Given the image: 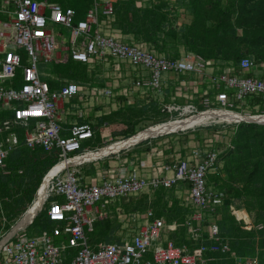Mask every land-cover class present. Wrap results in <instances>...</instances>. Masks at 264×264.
Wrapping results in <instances>:
<instances>
[{
	"label": "built area",
	"instance_id": "obj_1",
	"mask_svg": "<svg viewBox=\"0 0 264 264\" xmlns=\"http://www.w3.org/2000/svg\"><path fill=\"white\" fill-rule=\"evenodd\" d=\"M116 1L120 0H92L85 16L75 21L70 7L49 0H0V170L19 144L13 132L17 127L26 130V147L56 151L57 156L26 210L0 232V264H218L213 255L229 253L219 237V216H213L223 194L208 186L207 176L214 172L218 156L226 148L223 144L230 147L237 125L264 116V78L255 77L259 65L249 58L237 65L220 64L184 50L178 58H169L144 43H126L112 28ZM61 28L70 31L67 40L55 38L54 31ZM70 61L85 66L88 76L96 67H108V71L102 69L106 82L97 85L95 74L92 82L65 80L59 88L51 89L48 79L57 78L46 74L39 64L65 65ZM120 64L126 70L131 66L132 72H122ZM166 74L173 79L164 78ZM123 76L133 77L134 99L149 97L145 101H155L162 116L144 130L196 119L193 125L176 124V129L136 143L169 134L186 136L177 154L168 155L162 149V155L149 154L160 160L150 163L149 155L133 161L120 159L121 149L86 159L116 139H106L95 150L82 148L83 142L93 140L96 129L109 126L107 121L98 126L97 118L111 113L106 107L95 115L90 109L84 116L83 102L100 106L101 100L110 98L114 105L115 97L127 98L126 87L117 89ZM250 99L259 103L250 106ZM67 107L74 111L71 114L93 117L94 121L67 124L63 119ZM213 113L221 114V119L210 117ZM112 157L118 166H107L90 182L82 177L80 167ZM159 188H176L181 205L190 209L183 224L188 228V245H176L170 238L182 226L176 221L167 223L150 208L144 212L124 210L129 201ZM31 209L34 214L22 223ZM42 211L60 226L28 235L27 227ZM105 220L118 224L113 239L92 243L89 236L94 224ZM2 221L5 225V218ZM230 257L236 259L232 253ZM235 263L260 264L256 257L236 259Z\"/></svg>",
	"mask_w": 264,
	"mask_h": 264
},
{
	"label": "trees",
	"instance_id": "obj_2",
	"mask_svg": "<svg viewBox=\"0 0 264 264\" xmlns=\"http://www.w3.org/2000/svg\"><path fill=\"white\" fill-rule=\"evenodd\" d=\"M49 1L56 2L63 8L70 7L74 11L75 21L81 19L92 4V0ZM184 1L191 16L189 23L180 31L169 28V25L166 24L168 12L165 9L166 1L164 0H145L141 6L135 4L136 0L116 1L112 5V28L120 32L124 37V42L144 43L158 54L169 58H178L181 46L184 51L198 54L204 59L215 60L220 64L237 65L241 59L249 58L259 65V72H264V68L261 67V63H264L262 62L264 55V0ZM163 25L166 26L165 29ZM237 29L241 31L240 36H236ZM51 68L56 75L62 78L80 83L94 81L95 73L92 72L88 76L85 66L72 61L65 65H54ZM260 77L264 78V74H261ZM58 85L54 81L49 82L51 89L57 88ZM97 85L101 86L102 82ZM140 100L142 99L135 98L128 105L121 101L123 107L108 116L97 118L98 126L103 121H107L109 126L104 130L96 129L92 141L95 140L98 132L97 135H101L103 138V135L106 134L105 131L110 128V121L113 124L115 122L113 119L117 121L118 117H121V113L127 109H134V114L139 112L142 115L155 116L154 119L157 121L159 116L156 102L150 99L145 103L144 99V104H140ZM249 103L257 104L259 100L250 99ZM126 120H124V124ZM133 121V124L137 123L135 118ZM135 134L136 132H132L124 136L123 139ZM230 143L233 149L223 148L218 156L214 172L207 176L208 186L223 194L222 204L215 208L213 216H219L216 222L219 237L229 248V253H215L213 256L217 259L216 263L218 264H236V259L253 257H256L260 264H264V125L238 124ZM140 145L141 143L133 146V150ZM149 150L148 147H145L143 151ZM44 154L49 157L44 158ZM55 161L56 153H47L41 148L30 150L18 147L8 156L5 160L4 170H2L6 173L19 170L24 175H32L35 185L27 184L21 190L18 188L16 191H8V183L14 182V179L4 175L5 173L0 170V231L7 229L8 222L23 212L26 204L30 203L46 170ZM224 171L227 174V179L225 184H221L219 177H221L220 173ZM176 191V188H159L150 195L145 193L139 195L123 207L126 212H144L150 208L155 216H162L167 223L176 221L182 226L178 232L170 234V238L176 245H188V228L183 224L190 209L181 205ZM234 201L244 203L250 210L255 211L256 220L253 225L261 226L260 229L247 230L234 220L228 213L229 211H226L228 205ZM13 207L16 209L12 210ZM19 210L21 211L18 212ZM3 218H5V225H3ZM50 223L46 212L42 211L31 224L29 234L50 230ZM117 228L118 224L114 220L96 222L93 232L89 236L90 241L92 243L109 242L113 239ZM205 236L206 234H204ZM231 253L236 259L230 257Z\"/></svg>",
	"mask_w": 264,
	"mask_h": 264
},
{
	"label": "rangeland",
	"instance_id": "obj_3",
	"mask_svg": "<svg viewBox=\"0 0 264 264\" xmlns=\"http://www.w3.org/2000/svg\"><path fill=\"white\" fill-rule=\"evenodd\" d=\"M143 1H145V0H136V3L135 4L137 6H141ZM164 1H166L165 9L168 12V19H167L166 24L169 25V28L179 29V31L181 29H184V26H186V24L189 23L190 16H191L190 15V11L187 8L186 2L184 0H164ZM99 11H100V8H99ZM163 27H164V29L166 28L165 25H163ZM105 30H106V28L104 27V31ZM54 33H55V38L57 40H59V41L62 38L65 39V40H67L69 38V35H70V31L69 30L62 29V28L61 29H56L54 31ZM58 33H60V36H58ZM240 34H241L240 29H237L236 30V36H240ZM179 45H180V43H179ZM180 50H184V49H182L181 46H180ZM262 58H263V61L262 62H264V55H263ZM120 65L122 67V72H125V71L132 72L131 71L132 70V67L131 66L128 67V69L126 70L124 68L125 67L124 64H120ZM97 66H99V65H97ZM39 67H43L45 73H50L51 72V65L50 64H45V65H40L39 64ZM261 67L264 68V63H261ZM102 68L103 69H106L107 71L109 69L108 67H104V66ZM102 68H101V70L99 68H97V67L94 69V71L96 70V72H95L96 76L95 77L97 79H101V74H102V71H103ZM94 71H91V72H93V74H94ZM261 74H264V72L262 73L260 71L258 73V71H257L255 73V77L256 78H260V76H258V75H261ZM110 81H111V83L114 86L117 85V83L116 82H113V80H110ZM95 82H96V80H95ZM124 83L127 85L126 88H127V95H128V97L127 98L125 96L118 97L117 98V103H121V101L125 102V101H127V99L129 100V103H131L132 101H134V94H133L134 89H133V82H132V80H130L129 78L124 79ZM115 98H114V103H115V100H116ZM87 99H89V97ZM143 99H149V97H143ZM100 103H101L100 106H102L103 108H106L107 107V108H114L115 109V107H116V105H115L116 103L114 105H111L112 102H111L110 98L108 100H106V99L105 100H101ZM95 107H96V105L94 106L90 102L84 101L83 102V107H82V112H83L84 116H88L89 115V112H91L90 109H92V111H93L95 109ZM231 109L234 110L233 108H231ZM71 112H74V111H71ZM70 116H71V114H70ZM70 116H67L66 120L68 122H72L73 123V122L76 121V119H75L76 117L75 116L78 117L79 115H75L74 114V116L72 117V119H70ZM134 118L135 119H139V121H142V120H150V121H153V119L155 118V116H151V115H148V114L142 115L139 112H135V114H134V109L124 110L121 113V117L120 118L118 117V120L117 121L113 122V124L110 121V128L107 131H105L106 134H108V135L111 136L112 142L115 139H116V141L123 139V137H120V138H114V137H118V135L124 133V131L130 130L131 125L134 122L133 121ZM126 119H133V120H126ZM124 120H126V123L125 124H124ZM159 120H161V119H159ZM159 120H157V121H159ZM92 121H94V118L93 117H92ZM247 122H249V121H247ZM250 123L255 124L257 122H250ZM148 125H151V122L142 124V126H140L139 128H137L134 132H136V134H137V133H139V131L140 132L143 131V129L146 128ZM222 130H223V128H222ZM97 134H96V138H95L94 141L91 140V141L83 142L82 143V148H87V149L95 150L97 148L102 147L104 145L103 143L105 142V140H103V138H102L101 135H97ZM162 139H169L170 142H171V143L167 144L170 148L166 151V153L168 155L169 154L170 155H175V154L178 153L179 149H181L182 146L185 145L186 140H187V137L184 136L183 139H182V137L177 136L175 134H169V135H164L163 137H159V138H156L154 140H151L150 142L161 141ZM219 139L220 138H218V140ZM221 140L223 142H226L227 141L224 138H221ZM141 145H144V148L146 147L145 144H141ZM223 145H224V147H227L228 146V144H226V145L223 144ZM133 146H131L129 148H126V149H123L124 151H122L118 155V157L120 159H122V158L125 157V158L128 159V161L129 160L133 161L134 158H135L134 154L137 155V153L135 151L138 150V149H136V150L134 149L133 150ZM229 146H230V149H233V147L231 146V144H229ZM219 149H222V148L220 147ZM155 154L157 155V153H155ZM43 157L44 158H48L49 155H45L44 154ZM156 160L157 161H160L159 158H156L155 161ZM95 163L96 162H94V163H88V164H86V165H84V166H82L80 168H83V167H86V166H88L90 168H92V167L93 168L94 167H97L98 168V165H101V164L103 165V167H102L103 169L104 168H107V165L108 164L111 165V166H109V168L118 166V163H117V161L115 160L114 157L109 158V159L108 158L103 159V161H100L97 164H95ZM7 171H9V170H7ZM102 171H105V170H100V172H102ZM84 174H86V173H84ZM87 174L90 176V178H92V177L95 176V173L94 172H91L90 173V171H89V172H87ZM4 175L11 176L14 179V182H9L8 183V191H10V190L11 191H16V189H18V188H20V190H21L22 188H25V186L27 184L35 185V179H34V177L32 175L31 176L30 175H24L19 170H17L16 172L9 171L8 173H5ZM220 175H221V177H219V180L221 181V184H225V182H226L225 180L227 179L226 172L224 171L223 173H220ZM89 181H90V179H89ZM11 209L14 210V209H16V207H13ZM20 211L21 210H19L18 212H20ZM226 211L227 212L229 211L228 213L231 214V216L234 218V220L236 222H239L238 224L244 226V228L247 229V230H258V229L261 228V226H256L255 227L253 225L255 223V220H256L255 211L254 210H250L248 208V206H246L244 203H241V202H238V201H234V203L228 205ZM50 224H51V226L52 225H58V226H60L59 224H56V223H50ZM30 230H31V226L29 225L27 227V229H26L25 232L29 235V233H30L29 231Z\"/></svg>",
	"mask_w": 264,
	"mask_h": 264
},
{
	"label": "crops",
	"instance_id": "obj_4",
	"mask_svg": "<svg viewBox=\"0 0 264 264\" xmlns=\"http://www.w3.org/2000/svg\"><path fill=\"white\" fill-rule=\"evenodd\" d=\"M88 10V9H87ZM87 10H86V12H87ZM85 12V13H86ZM84 16H85V14H84ZM83 16V17H84ZM82 17V18H83ZM81 18V19H82ZM80 20V19H79ZM75 63V62H74ZM51 65V67L52 66H54L55 64H50ZM106 67V66H105ZM101 68L102 67H99V69L101 70ZM103 69V68H102ZM104 70V69H103ZM46 74H49V75H53V76H55L56 78H57V80H49L48 79V81L50 82V81H54L56 84H59L58 85V87L57 88H59L63 83H64V81L65 80H72V79H67V78H62V77H60V76H58V75H56L53 71H52V68H51V72L50 73H46ZM101 74V73H100ZM132 76V75H131ZM126 77V76H123L122 77V79L119 81V87H117V89H119V88H121V87H127V85L124 83V79H127V78H129L130 80H132V82H133V77ZM164 78H169V79H173V76L171 75V74H166V76H163ZM60 80H62V81H60ZM99 82H102V85L101 86H103V84L106 82V79H104L103 78V74H101V79H97L96 80V84H98ZM100 86V85H99ZM134 89V88H133ZM116 91V90H115ZM120 97V96H119ZM146 100V99H145ZM165 100L167 101V97L165 96ZM74 101H75V99H73L72 100V102L74 103ZM128 101V100H127ZM127 101H125V104L126 105H128V104H131V103H126ZM116 103H117V99H116ZM140 103L141 104H144V99H142V100H140ZM145 103H146V101H145ZM249 105H253V104H249ZM121 107H123V103L121 102V103H117L116 104V107H115V109L114 110H112L111 108H109V110H110V112L112 113V112H115V111H117L119 108H121ZM104 108L102 107V106H96L95 107V110L96 111H92V114H96V112L97 111H99V112H101L102 110H103ZM110 113V114H111ZM6 115L8 114V113H5ZM70 114H71V111H70V108L69 107H67V116H70ZM67 116H63V119L66 121V123L68 124V121L66 120V118H67ZM74 116V114H71V116H70V119H72V117ZM108 116V115H107ZM158 118H157V120H159L162 116L160 115V114H158ZM76 118V122H80V123H83V122H86L87 120H92V118H87V119H84L83 117L82 118H79V117H77V116H75ZM114 121H116L115 119H113ZM137 120V123H134L132 126H131V128H130V130H126V131H124V133H122V134H120V135H118V137H114V138H120V137H124V136H126V135H128V134H130V133H132V132H134L137 128H139L140 126H142V124H145V123H148V122H151V124L153 123V122H157V121H155V119H153V121H150V120H142V121H139V119H136ZM67 124H66V126H67ZM26 130L23 128V127H17V128H15V129H13V132L18 136L17 138H18V140H19V144H18V146L16 147V148H14L12 151H10V153H9V155L13 152V151H15L18 147H25V148H27V149H29L28 147H26L25 146V144L23 143V137H24V132H25ZM108 138H111V136L110 135H108V134H104L103 135V140H106V139H108ZM165 142V143H164ZM169 143H171L170 142V140L169 139H162L161 141H155V142H149V143H142V144H145L146 145V147H148L150 150L149 151H147V152H144L143 150H144V145H141V146H138V147H136V148H134L135 150L136 149H138V150H136L135 152L137 153V155L136 154H134V156H135V158H137V159H143L146 155H149L150 153H155V152H160L161 153V155L163 154V152H162V149L164 150H168L169 148V146L167 145V144H169ZM36 149V148H35ZM154 149V150H153ZM31 150V149H30ZM34 150V149H33ZM138 151V152H137ZM153 151V152H152ZM54 153H56V151H53ZM165 152V151H164ZM144 153H148V154H144ZM8 155V156H9ZM57 157V156H56ZM8 158V157H7ZM149 159H150V163L151 162H156L155 161V158H153V157H150V155H149ZM57 160V159H56ZM56 162V161H55ZM110 164H108L107 166H109ZM103 165L101 164V165H98V168L99 169H97L96 167H92V168H90V167H88V166H86V167H83V168H81V175H82V177L83 178H86V180H88L89 181V179H90V181L91 180H93L95 177H96V175L98 174V173H100V169L101 170H103ZM50 168V167H49ZM48 168V169H49ZM47 169V170H48ZM91 169V170H90ZM3 170H4V168H3ZM2 170V173H6V171H3ZM46 170V171H47ZM90 171V173L91 172H94L95 173V176H94V178L92 177V178H90V176L87 174V172H89ZM46 173V172H45ZM84 173H86V174H84ZM84 174V175H83ZM45 175V174H44ZM43 175V176H44ZM43 178V177H42ZM42 180V179H41ZM89 181V182H90ZM40 183H41V181H40ZM40 183H39V185H40ZM39 185L37 186V188L39 187ZM37 188H36V190H37ZM36 190H35V192H36ZM35 192H34V194H33V197H32V199H31V201L33 200V198H34V195H35ZM31 201H30V203H31ZM29 203V204H30ZM29 204H26V207L29 205ZM26 210V208L23 210V212ZM14 219V218H13ZM10 222H8V224H9Z\"/></svg>",
	"mask_w": 264,
	"mask_h": 264
},
{
	"label": "bare ground",
	"instance_id": "obj_5",
	"mask_svg": "<svg viewBox=\"0 0 264 264\" xmlns=\"http://www.w3.org/2000/svg\"><path fill=\"white\" fill-rule=\"evenodd\" d=\"M221 116H222L221 114H217V113L210 114V117L217 118V119H221ZM230 117L232 118L233 116H230ZM237 119H240V118L237 117ZM247 120H250V121L254 120V121H257V122H260V123L264 124V116L255 117V118H251V119H247ZM195 123H197V121L194 118L192 120H184V121H181V122H175V123H168V124L159 125L157 127H152V128L145 129V130L143 129V131H141L140 133L134 135L129 140H125V139L118 140L115 143H113L112 145H110L109 147L99 151L100 153L97 152L95 154L87 155L86 159L89 160V159H92V158H96V157H98L101 154H108V153L113 152V151L129 148V147L133 146L135 143H137V142H139V141H141V140H143V139H145L147 137H150V136H153V135L155 136L160 131L176 129V127H178V125L176 126V124H183L185 126H188V125H193ZM40 199H41V197H40ZM33 214H34V209L29 210L27 212V214L25 215V218H24L22 223L26 222V220L29 219Z\"/></svg>",
	"mask_w": 264,
	"mask_h": 264
},
{
	"label": "water",
	"instance_id": "obj_6",
	"mask_svg": "<svg viewBox=\"0 0 264 264\" xmlns=\"http://www.w3.org/2000/svg\"><path fill=\"white\" fill-rule=\"evenodd\" d=\"M249 122H257V121H254V120H248ZM257 124H263V123H260V122H257ZM134 136V135H133ZM133 136H131V137H129V138H126L125 140H129L130 138H132ZM134 145H136V143L134 144Z\"/></svg>",
	"mask_w": 264,
	"mask_h": 264
}]
</instances>
